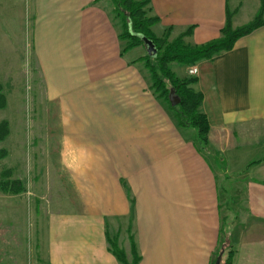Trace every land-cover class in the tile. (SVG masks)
<instances>
[{
    "label": "crops",
    "instance_id": "0c3cea01",
    "mask_svg": "<svg viewBox=\"0 0 264 264\" xmlns=\"http://www.w3.org/2000/svg\"><path fill=\"white\" fill-rule=\"evenodd\" d=\"M263 2L149 0L152 32L203 44L221 36L227 17L232 28L254 20ZM2 7L8 52L17 44L43 74H58L59 166L80 203L46 214L45 261L121 264L113 239L128 261L133 242L138 264H212L220 248L221 264L229 252L231 264H264V24L194 64L204 150L151 90L146 46L122 52L110 0H34L25 25L24 9ZM171 68L187 76L188 66ZM219 154L228 166H216Z\"/></svg>",
    "mask_w": 264,
    "mask_h": 264
},
{
    "label": "rangeland",
    "instance_id": "374dc122",
    "mask_svg": "<svg viewBox=\"0 0 264 264\" xmlns=\"http://www.w3.org/2000/svg\"><path fill=\"white\" fill-rule=\"evenodd\" d=\"M33 2L0 0L1 11L6 15L8 9L15 13L24 9L20 24L25 25ZM17 27L24 28L16 25V32ZM19 48L16 44V50L8 52L0 41V93L5 99L0 122L8 127L0 140V179H17L24 187L17 194L0 192V264H49L42 244L46 214L80 203L69 171L59 166L58 74H43L37 59ZM215 164L228 166V154H219ZM225 203L230 206V199Z\"/></svg>",
    "mask_w": 264,
    "mask_h": 264
},
{
    "label": "trees",
    "instance_id": "16d2710c",
    "mask_svg": "<svg viewBox=\"0 0 264 264\" xmlns=\"http://www.w3.org/2000/svg\"><path fill=\"white\" fill-rule=\"evenodd\" d=\"M113 12L121 22V32L118 37L125 42L122 52L136 46H145L144 39L151 42L156 50L154 54H146L142 61L150 73V88L156 97L164 100L180 127H189L196 131L197 145L205 150L208 145L209 123L206 115L201 111L202 94L195 91L191 84L196 82L195 76H178L171 68L173 63L183 66H191L202 59H211L220 52L232 49L235 41L250 33L253 29L264 24L261 13L264 2L261 5L259 15L251 22L236 28H232L227 17L226 24L221 29V36L217 39L199 45L186 44L183 34L173 40L168 39V33L158 37L152 32V26L158 21L156 16L149 14V0H110ZM189 33L187 30L184 34ZM170 89L179 98L176 105L169 100ZM4 96L0 93V108L4 106ZM8 133L7 123L0 122V140ZM261 160H264L262 158ZM257 160L255 162H260ZM253 163V162H252ZM24 187L17 179H0V192L5 194H17ZM113 242V243H112ZM110 251L121 264H138L140 256L131 242L132 260L127 261L124 251L118 247L115 240H110ZM218 252L216 253V256ZM212 260V264L215 262ZM232 253H228L224 264H231Z\"/></svg>",
    "mask_w": 264,
    "mask_h": 264
},
{
    "label": "water",
    "instance_id": "95a60500",
    "mask_svg": "<svg viewBox=\"0 0 264 264\" xmlns=\"http://www.w3.org/2000/svg\"><path fill=\"white\" fill-rule=\"evenodd\" d=\"M144 43H145V46L147 49V53L148 54H154L156 50L154 49V46L151 44V42L144 39ZM168 97H169L170 103L172 105H176L179 102V98L174 94V89H170ZM220 257H221V252L218 255V257L216 258L214 264H220Z\"/></svg>",
    "mask_w": 264,
    "mask_h": 264
},
{
    "label": "built area",
    "instance_id": "2783aa9c",
    "mask_svg": "<svg viewBox=\"0 0 264 264\" xmlns=\"http://www.w3.org/2000/svg\"><path fill=\"white\" fill-rule=\"evenodd\" d=\"M188 76H196L197 75V67L195 65H191L187 68Z\"/></svg>",
    "mask_w": 264,
    "mask_h": 264
}]
</instances>
